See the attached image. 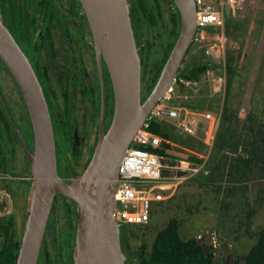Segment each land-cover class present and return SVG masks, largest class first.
Returning a JSON list of instances; mask_svg holds the SVG:
<instances>
[{"label": "rangeland", "instance_id": "obj_1", "mask_svg": "<svg viewBox=\"0 0 264 264\" xmlns=\"http://www.w3.org/2000/svg\"><path fill=\"white\" fill-rule=\"evenodd\" d=\"M223 11L224 61L209 60L202 55L203 42L192 41L179 71L201 62L207 63V69L197 80L176 76L171 84L172 90L158 103L166 108H177L182 115L179 120H163L171 134V139L167 140L170 154L176 158L197 157L203 159L204 165L197 174L175 179L167 192L171 196L154 210L149 222L132 226L126 232L125 253L129 256H136L140 249L149 253L156 234L171 219H176L181 239L201 240L199 243L210 253L214 264L226 262L228 257L233 264L247 255L257 241L258 232L264 228V154L260 152L264 139V0H248L240 6L224 5ZM159 31L158 26L147 28L148 41L151 42L146 55V72L149 74L154 70V51L158 49L153 35ZM228 57L231 58L230 72L227 71ZM223 67L225 87L218 89L212 79L222 73ZM148 81L141 79L142 98L146 94L143 85ZM0 83L11 100H16L12 79L1 67ZM224 108L237 116L236 130L242 141L239 149L251 151L257 145L258 158L261 155L257 160L253 157L244 175L232 165L238 154L228 153L225 161L218 162L220 155L213 151V146L210 148L205 143L211 119L204 114L219 118L218 132ZM206 163H218V167L210 171ZM14 176L20 178L13 179ZM29 178L28 168L14 175H4L0 171V221L11 217L17 238H21L24 229L31 188ZM17 186L23 192L19 200L11 195ZM60 203L58 201L57 205ZM57 214L58 226L65 224ZM73 236L74 229L70 232L71 239ZM70 242L66 264L72 248V240ZM128 264H135V261Z\"/></svg>", "mask_w": 264, "mask_h": 264}, {"label": "water", "instance_id": "obj_2", "mask_svg": "<svg viewBox=\"0 0 264 264\" xmlns=\"http://www.w3.org/2000/svg\"><path fill=\"white\" fill-rule=\"evenodd\" d=\"M180 16L176 40L154 85L141 101V62L127 0H80L88 21L98 71L102 61L112 92V117L105 128L101 116L92 152L73 179L57 168L53 116L32 66L0 15V61L17 84L31 124V149L19 135L0 94V102L22 143L30 165L31 188L21 238L16 237L14 264H41L43 238L56 194L68 199L74 213V236L68 264H128L122 226L114 218L118 167L135 132L176 79L196 31L194 0H173ZM186 172L162 170L164 177ZM201 242V240H199ZM226 264L230 263V257Z\"/></svg>", "mask_w": 264, "mask_h": 264}, {"label": "flooded vegetation", "instance_id": "obj_3", "mask_svg": "<svg viewBox=\"0 0 264 264\" xmlns=\"http://www.w3.org/2000/svg\"><path fill=\"white\" fill-rule=\"evenodd\" d=\"M127 1L130 3V21L141 62V79L145 82L149 79L148 84L143 85L146 97L176 40L180 16L173 0ZM0 15L1 22L28 58L41 85L53 116L58 173L63 180L69 181L82 170L92 152L101 116L105 128L109 125L113 107L110 80L103 61V92L101 90L88 21L80 0H0ZM154 26H158L160 31L153 35L158 49L154 51V70L149 74L146 72V55L151 42L148 41L147 28ZM0 67L12 79L17 99L12 101L0 83L1 97L14 127L32 149L31 124L25 102L1 61ZM144 98L141 96V101ZM14 127L0 102V171L4 175L18 174L26 168L30 172L27 155ZM11 195L19 200L23 192L17 186ZM58 201L61 202L59 206ZM57 213L65 224L58 226L60 220ZM73 218L68 199L56 194L43 238L42 264H66L72 240L70 232L74 229ZM4 219L11 221L16 241L17 231L12 218ZM126 242L124 234V247Z\"/></svg>", "mask_w": 264, "mask_h": 264}, {"label": "built area", "instance_id": "obj_4", "mask_svg": "<svg viewBox=\"0 0 264 264\" xmlns=\"http://www.w3.org/2000/svg\"><path fill=\"white\" fill-rule=\"evenodd\" d=\"M196 7V31L193 41L204 44L205 56L214 62H223L225 55V17L224 5H244L248 0H194ZM224 66V65H223ZM175 81V80H174ZM213 83L218 89L225 87L224 67L222 73L213 77ZM172 85L168 87V92ZM165 94V95H166ZM164 95V96H165ZM181 112L177 108H166L158 104L149 118L135 132L128 148L125 150L118 167V178L114 192L116 210L114 218L122 226L146 225L152 213L160 204L165 202L171 194L167 193L173 181L201 171L204 163L194 164L186 158H176L168 149L166 156L150 150L160 147L162 139L149 130V119L165 120V118L181 119ZM205 143L213 146L219 125V118L211 117ZM168 143V141H166ZM169 172L182 171V177H164L162 170Z\"/></svg>", "mask_w": 264, "mask_h": 264}, {"label": "trees", "instance_id": "obj_5", "mask_svg": "<svg viewBox=\"0 0 264 264\" xmlns=\"http://www.w3.org/2000/svg\"><path fill=\"white\" fill-rule=\"evenodd\" d=\"M179 23L177 24L178 30ZM177 34V32H176ZM204 54V51L202 53ZM231 58H227V71H231L230 67ZM207 63L201 62L190 66L184 71H179L177 77L185 80H197L199 76L207 69ZM237 116L228 112L224 108L220 121V128L216 133L214 140L213 151L220 156L218 160H226L228 153L238 154L234 163V168L243 175L250 168L253 157L258 158V146L252 147V150L239 149L242 141L239 139L236 130ZM149 130L158 135L161 139L160 147L151 149V151L171 156L165 153L166 149L170 148L167 140L171 139V134L167 130V125L163 120L149 119ZM263 146L260 149L261 154H264V139H262ZM194 164H201L203 159L197 157H190ZM219 162V161H218ZM218 163L214 165L205 166L208 170H214L218 167ZM11 221L2 219L0 221V264H14V245L15 238L11 230ZM132 226H126L123 229V235L131 230ZM138 260H134L135 264H214L210 253L198 242L196 239L183 240L179 235V223L176 219H171L168 224L160 230L151 245L149 253L145 249H140L136 253ZM133 261V260H132ZM42 263V262H41ZM226 264V262L216 263ZM233 264H264V228L258 232L256 243L252 246L246 256L240 260L235 261Z\"/></svg>", "mask_w": 264, "mask_h": 264}]
</instances>
